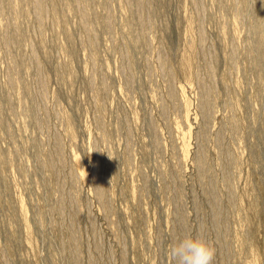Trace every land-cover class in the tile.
Segmentation results:
<instances>
[{
  "label": "rangeland",
  "instance_id": "374dc122",
  "mask_svg": "<svg viewBox=\"0 0 264 264\" xmlns=\"http://www.w3.org/2000/svg\"><path fill=\"white\" fill-rule=\"evenodd\" d=\"M264 264V0H0V264Z\"/></svg>",
  "mask_w": 264,
  "mask_h": 264
},
{
  "label": "clouds",
  "instance_id": "9594fccd",
  "mask_svg": "<svg viewBox=\"0 0 264 264\" xmlns=\"http://www.w3.org/2000/svg\"><path fill=\"white\" fill-rule=\"evenodd\" d=\"M215 248L202 239L191 237L181 240L170 249L176 264H213Z\"/></svg>",
  "mask_w": 264,
  "mask_h": 264
}]
</instances>
